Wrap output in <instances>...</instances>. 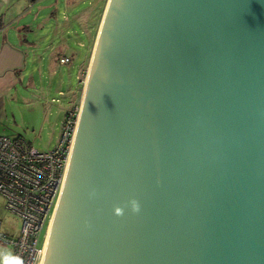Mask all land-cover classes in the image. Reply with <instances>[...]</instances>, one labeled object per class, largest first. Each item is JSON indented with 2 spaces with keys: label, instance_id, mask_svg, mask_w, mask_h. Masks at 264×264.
Listing matches in <instances>:
<instances>
[{
  "label": "water",
  "instance_id": "water-1",
  "mask_svg": "<svg viewBox=\"0 0 264 264\" xmlns=\"http://www.w3.org/2000/svg\"><path fill=\"white\" fill-rule=\"evenodd\" d=\"M96 39L40 264H264V0H107Z\"/></svg>",
  "mask_w": 264,
  "mask_h": 264
},
{
  "label": "rangeland",
  "instance_id": "rangeland-1",
  "mask_svg": "<svg viewBox=\"0 0 264 264\" xmlns=\"http://www.w3.org/2000/svg\"><path fill=\"white\" fill-rule=\"evenodd\" d=\"M63 3V0H38L33 11L43 9L50 13ZM106 3L107 0H80L76 8L68 9L70 13L65 9L56 11V20L49 25L48 29L44 33L35 34V41L40 46L48 47L53 43H64L71 46L64 52L68 53V58L75 55L73 62L69 64V60L64 65H58L60 72H65L68 68L69 77L68 75L65 77V88H67V82L71 84V87L66 89L62 95L58 90L48 92L49 67L54 66L53 61H55L57 49L48 47L42 50V46L37 47L34 53L44 59L40 62L42 65L39 66V71L23 81L25 88L21 89L20 103L11 108L8 107L6 114L8 118L0 123V135L22 138L41 151L51 150L57 146L61 136V124L66 114L69 111H76L78 115L80 112L84 80H86L90 57ZM23 46L26 48L25 44ZM77 115L75 120H77ZM11 218L13 223H18V219ZM45 233L46 224L41 230L40 240L43 239Z\"/></svg>",
  "mask_w": 264,
  "mask_h": 264
},
{
  "label": "built area",
  "instance_id": "built-area-1",
  "mask_svg": "<svg viewBox=\"0 0 264 264\" xmlns=\"http://www.w3.org/2000/svg\"><path fill=\"white\" fill-rule=\"evenodd\" d=\"M68 57L59 62L66 64ZM76 111H69L61 124L59 143L51 150L41 151L22 138L0 135V195L5 210L19 219L16 235L1 230L0 242L12 248V255L23 264H39L45 235L41 230L53 213L59 193ZM46 234V233H45Z\"/></svg>",
  "mask_w": 264,
  "mask_h": 264
},
{
  "label": "crops",
  "instance_id": "crops-1",
  "mask_svg": "<svg viewBox=\"0 0 264 264\" xmlns=\"http://www.w3.org/2000/svg\"><path fill=\"white\" fill-rule=\"evenodd\" d=\"M38 0H0V123L5 121L8 116V107H13L20 103L22 97V87L25 88L24 80L26 77L32 76L39 71L40 62L44 60L35 55L34 50L41 47L35 41L36 33H44L49 25L56 20V11L76 8L80 0H63V5L58 9H53L52 12H46L43 9L37 12L33 11L34 5ZM57 8V7H56ZM52 18V19H48ZM45 22V23H43ZM36 42V44H35ZM26 48H24V45ZM50 49L56 48L55 61L50 65V80L47 89L51 93L58 90L59 94L67 89H70L71 84L67 82L65 88V77L68 75L67 69L65 72H60L58 65L59 58L69 56L64 52L65 49L71 46L64 43H53L48 46ZM42 46L44 50L48 48ZM75 55L70 58L71 64ZM69 77V75H68ZM67 79V78H66ZM69 81V79H68ZM69 86V87H68ZM13 138V137H11ZM15 217L5 210V200L0 195V220L2 222L1 230L8 235H16L19 229L18 223H13L12 218ZM0 253H11L12 248L0 242ZM3 255H0V264H2Z\"/></svg>",
  "mask_w": 264,
  "mask_h": 264
},
{
  "label": "clouds",
  "instance_id": "clouds-1",
  "mask_svg": "<svg viewBox=\"0 0 264 264\" xmlns=\"http://www.w3.org/2000/svg\"><path fill=\"white\" fill-rule=\"evenodd\" d=\"M133 211H139L140 205L136 200L131 201ZM115 212L117 215L123 214V209L121 207H116ZM0 255H3L2 264H23V261L17 257L12 255L11 253H0Z\"/></svg>",
  "mask_w": 264,
  "mask_h": 264
},
{
  "label": "bare ground",
  "instance_id": "bare-ground-1",
  "mask_svg": "<svg viewBox=\"0 0 264 264\" xmlns=\"http://www.w3.org/2000/svg\"><path fill=\"white\" fill-rule=\"evenodd\" d=\"M97 40V39H96ZM96 44V42H95ZM87 78V77H86ZM87 82V79L85 80ZM86 84V83H85ZM81 110H82V107L80 108V112L79 114L77 115V120H75V125H74V128H73V135H72V138H71V142H70V147H69V153H68V156H67V160H68V157H69V154L71 152V149H72V145H73V141H74V137H75V133H76V129H77V125H78V121H79V118H80V114H81ZM77 123V124H76ZM67 162V161H66ZM52 216V215H51ZM50 220H51V217H50ZM50 220H49V223H48V226H47V230H46V234H45V238H44V242H43V248H42V255H43V251H44V247H45V243H46V239H47V234H48V229H49V224H50ZM41 259H42V256H41ZM40 263H41V260H40ZM39 263V264H40Z\"/></svg>",
  "mask_w": 264,
  "mask_h": 264
},
{
  "label": "trees",
  "instance_id": "trees-1",
  "mask_svg": "<svg viewBox=\"0 0 264 264\" xmlns=\"http://www.w3.org/2000/svg\"><path fill=\"white\" fill-rule=\"evenodd\" d=\"M70 60V59H69Z\"/></svg>",
  "mask_w": 264,
  "mask_h": 264
}]
</instances>
